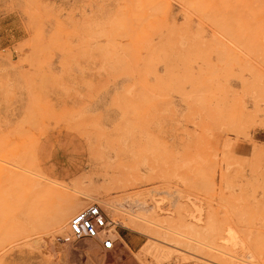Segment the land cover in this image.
<instances>
[{"label":"rangeland","instance_id":"obj_1","mask_svg":"<svg viewBox=\"0 0 264 264\" xmlns=\"http://www.w3.org/2000/svg\"><path fill=\"white\" fill-rule=\"evenodd\" d=\"M0 264H264V0H0Z\"/></svg>","mask_w":264,"mask_h":264},{"label":"built area","instance_id":"obj_2","mask_svg":"<svg viewBox=\"0 0 264 264\" xmlns=\"http://www.w3.org/2000/svg\"><path fill=\"white\" fill-rule=\"evenodd\" d=\"M70 236L98 240L100 247L113 249L112 223L99 205L91 204L74 214L69 221Z\"/></svg>","mask_w":264,"mask_h":264},{"label":"bare ground","instance_id":"obj_3","mask_svg":"<svg viewBox=\"0 0 264 264\" xmlns=\"http://www.w3.org/2000/svg\"><path fill=\"white\" fill-rule=\"evenodd\" d=\"M15 168H17V167H15ZM7 170H8V169H7ZM11 170H12V169H11ZM18 173H20V172H18ZM25 173L27 174L28 172H25ZM21 174H22V172H21ZM29 175H30V174H29ZM16 176H17V175H16ZM18 176H19V175H18ZM30 176H31V175H30ZM35 176H36V175H35ZM37 176H38V175H37ZM19 177H20V176H19ZM19 177H18V178H19ZM26 178H27V177H26ZM32 178L34 179V177H32ZM38 179L40 180V178H38ZM42 179H43V178H42ZM20 180H22V179H20ZM20 180H19V181H20ZM26 180H27V179H26ZM26 180H25V181H26ZM34 180H35V179H34ZM43 181H48V180H44V179H43ZM30 183H31V182H30ZM45 183H46V182H45ZM30 185H31V184H30ZM52 185H54V184L52 183ZM45 186H46V185H45ZM54 186H56V184H55ZM40 187H41V186H40ZM47 187H48L49 189L51 188L50 185H48ZM57 187H58V186H57ZM59 187H60V186H59ZM39 189H40V188H39ZM45 191H46V189H45ZM70 210H72V209H70ZM114 215H115V214H114ZM58 221L61 222V219H58ZM65 222H66V221H65ZM55 223H56V222H55ZM118 224H119V223H118ZM115 225H117V224L115 223Z\"/></svg>","mask_w":264,"mask_h":264}]
</instances>
